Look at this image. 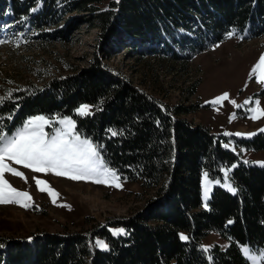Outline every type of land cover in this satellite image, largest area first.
Returning <instances> with one entry per match:
<instances>
[{"label":"trees","instance_id":"trees-1","mask_svg":"<svg viewBox=\"0 0 264 264\" xmlns=\"http://www.w3.org/2000/svg\"><path fill=\"white\" fill-rule=\"evenodd\" d=\"M102 2L0 0V27L16 22V36L37 42L41 50L57 42L64 46L83 25L99 30L88 69L54 75L43 60L33 71L37 84L0 87V96L12 93L0 105V117L11 132L31 116H71L83 136L102 146L107 165L122 180L140 183L155 197L144 213L115 224L124 227L123 235L103 227L44 234L32 242L0 237V264H244L242 245L264 248V167L244 163L241 151L224 145L234 141L237 149L264 151V132L252 139L227 138L183 119L198 106L165 105L109 69L101 55L107 60L123 50L186 71L197 54L226 41L233 30L232 37L246 41L263 38L264 0H119L105 7ZM199 82H192L190 96ZM82 104L93 106V115L77 116ZM109 129L118 134L113 137ZM233 164H238L230 176L237 194L216 187L209 208L201 209L203 173L215 180ZM214 231L230 245L204 252L202 241ZM181 233L190 239L181 241ZM98 238L107 240V251L95 246Z\"/></svg>","mask_w":264,"mask_h":264},{"label":"rangeland","instance_id":"rangeland-1","mask_svg":"<svg viewBox=\"0 0 264 264\" xmlns=\"http://www.w3.org/2000/svg\"><path fill=\"white\" fill-rule=\"evenodd\" d=\"M111 1L117 0H103L101 5L105 7ZM71 16L76 18L77 15ZM17 25L16 22H4L5 28L0 27V39L8 41L0 44V87L3 89H11L29 82L37 84L33 71L38 67L37 63L43 60L51 65L50 69L54 75H72L78 70L88 69L94 54L98 51L99 30L92 29L88 25H83L75 31L70 36L71 40L68 39L64 46L57 42L48 45L46 50H41L37 42H32L22 34H19L21 37L16 36L19 30ZM261 55H264V37L251 41L231 37L197 54L186 71H181L179 64H176L174 69H170L165 61L158 63L149 55L131 57L123 50L107 60L101 55V61L109 69L123 75L135 87L171 108L179 105H197V109L182 118L194 124L207 126L217 135L231 138L236 135L225 136L224 133L250 134L261 132L260 129L264 128V117L257 120L248 118L252 113L247 112L245 107L250 108L255 105L244 106V101L249 98L253 101L259 99L260 108L264 111V86L256 83L255 78L249 79L250 71ZM61 60L65 64H60ZM198 78L200 82L197 93L195 96H190L191 84ZM224 93H228L230 100H235L244 107L236 108L228 100L223 102V106L213 107L206 103ZM233 113L235 117L230 122ZM23 122L11 132L22 127ZM54 126L59 127V125ZM45 131L51 132V129L46 128ZM243 136H246L244 139L254 137ZM227 145L230 151L237 154L241 151V160L248 161L246 164L264 167L261 166V162H264V151L237 149L238 146L234 141H230ZM235 165L238 167V164ZM12 166L27 176L28 183L10 174H5V178L18 190L29 192L33 201L32 207L29 208L16 204H0V237L16 241L32 242L34 238L44 234L87 233L103 227L109 230L123 229V226L115 224L144 213L150 200L155 197L153 190L145 191L140 183L121 178L122 187L117 189L83 180L73 181L53 174L33 173L15 164ZM227 168L229 167L222 168L221 178L214 180L209 176L213 184L207 201L203 199L202 176L201 209L209 208V201L216 187L226 190L215 184V181L224 183L223 172ZM234 169L229 172V183H232L230 176ZM33 176L47 181L59 193L56 205L51 202L47 192L42 193L37 189L32 180ZM205 203L208 205L207 208L204 207ZM182 234L186 235V233ZM96 240H102L108 245L104 238ZM216 245L227 249L230 241L214 231L203 239L201 247L211 249Z\"/></svg>","mask_w":264,"mask_h":264},{"label":"snow or ice","instance_id":"snow-or-ice-1","mask_svg":"<svg viewBox=\"0 0 264 264\" xmlns=\"http://www.w3.org/2000/svg\"><path fill=\"white\" fill-rule=\"evenodd\" d=\"M119 3V0H117ZM35 11V9L33 10ZM235 30L228 34V38L234 36ZM8 43L5 39H0V44ZM255 78V82L264 86V55H261L258 62L250 71L249 79ZM12 99V93H7L6 96H0V105H3L7 100ZM228 100L234 107L241 108L249 104H254L255 107H245L247 112L252 113L249 119L257 120L264 117V111L260 108V100L254 101L249 98L244 101V106L239 105L235 100H230L229 94L224 93L219 97L214 98L206 103L213 107L220 105ZM93 106L88 104L80 105L75 111L79 117H88L93 115ZM97 110H102L97 107ZM235 117V113L230 117ZM12 115H8L6 120L11 121ZM4 117H0V204H16L23 208L32 207V196L27 191L18 190L9 180L5 178V174H10L13 177H18L25 183H28L27 176L13 167L12 164L22 166L24 169L30 170L33 173L53 174L57 177H65L73 181H88L95 184H103L117 189L122 187L120 176L116 170L110 168L105 159L102 157V146L94 143L90 138H86L77 129V122L72 117H46L45 115H35L29 117L23 122L22 127H19L14 132L5 131ZM54 125H59L55 127ZM46 128L51 129V132L45 131ZM113 137L118 133L114 130H108ZM264 132V128L260 129ZM229 135H255V133H224ZM224 147H228L227 144ZM234 150V149H233ZM11 162V163H9ZM248 163V161H244ZM237 165L224 170V183L219 180L215 184L225 188L232 195L237 194V189L232 183L228 182L229 172ZM264 166V162H261ZM37 189L40 192H47L51 198V202L56 205L59 193L56 192L47 181L33 176ZM213 181L209 179V173H203V199L207 201L211 191ZM68 207L67 205H57ZM208 207L207 203L204 205ZM233 223L229 220L228 224ZM112 234L123 235L124 229L111 230ZM179 239L187 242L190 238L187 235L180 234ZM3 245H0L2 247ZM95 246L103 251L108 250V245L102 240H96ZM204 252L209 249L204 247ZM238 251L242 253L244 264H264V248L253 249L249 245H242ZM209 261L212 257H208Z\"/></svg>","mask_w":264,"mask_h":264},{"label":"crops","instance_id":"crops-1","mask_svg":"<svg viewBox=\"0 0 264 264\" xmlns=\"http://www.w3.org/2000/svg\"><path fill=\"white\" fill-rule=\"evenodd\" d=\"M253 133H256V132H253ZM239 137H240V136H239ZM241 137H246V136H243V135H242Z\"/></svg>","mask_w":264,"mask_h":264}]
</instances>
